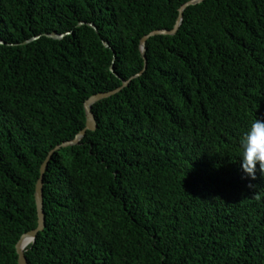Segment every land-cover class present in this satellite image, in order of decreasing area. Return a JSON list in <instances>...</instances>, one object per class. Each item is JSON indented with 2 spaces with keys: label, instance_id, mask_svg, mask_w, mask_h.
<instances>
[{
  "label": "trees",
  "instance_id": "16d2710c",
  "mask_svg": "<svg viewBox=\"0 0 264 264\" xmlns=\"http://www.w3.org/2000/svg\"><path fill=\"white\" fill-rule=\"evenodd\" d=\"M188 1L0 0V264H19L87 100L143 71L142 38ZM146 54L54 153L29 264H264V172L245 175L239 143L264 119V0L192 5Z\"/></svg>",
  "mask_w": 264,
  "mask_h": 264
},
{
  "label": "water",
  "instance_id": "95a60500",
  "mask_svg": "<svg viewBox=\"0 0 264 264\" xmlns=\"http://www.w3.org/2000/svg\"><path fill=\"white\" fill-rule=\"evenodd\" d=\"M204 1L205 0H189L188 2H186L185 4L182 5V7L180 9L178 21L172 29H166V28L156 29V30L151 31L150 33H148L147 35H145L142 38L141 49H142V52H143V55L145 58L144 70L147 68V65H148V58H147V54H146L148 40L151 37L156 36V35H160V34H169V35L176 34L182 25V22L184 19V13H185L186 9L192 5H197V4H200ZM86 23L87 22L83 21L80 23V25H84ZM88 24L93 26L94 28H96L98 30V27L95 23L89 22ZM66 34L67 33L63 34V33L53 32V33H47L45 35L52 37V38H55V39H61V38L65 37ZM39 37L40 36L33 37L30 40L26 41L25 43H29L33 40L38 39ZM0 43H5V41L0 40ZM104 43L107 47L112 48L109 41L104 40ZM112 70L114 73H116L119 76V74L116 72L114 65L112 66ZM144 70L141 71L140 73H138L137 75L133 76L130 79H123V81H124L123 85L114 89V90L106 91V92H99L97 94L92 95L86 102V110H87V117H88L87 126L83 130H81L74 139L67 140V141L63 142L62 144L58 145L50 153L48 159L46 160V162L44 163V165L42 167V175H41V178L37 184V190H36V201H37V206H38L39 223L35 229L25 233L21 237L20 241L17 244V250L19 253V264H29V260H28V257L26 255V250L30 244H32L36 241L39 232L43 231L47 226V216H46V211H45V193H44L45 175H46V172L48 170L49 163L53 158L54 153L61 148L80 144L89 130H92V131L96 130L98 128V120H97L95 112L93 111L94 104H96L97 102H99L105 98L111 97V96L115 95L116 93L120 92L124 87L128 86L130 84V82L135 77L142 75Z\"/></svg>",
  "mask_w": 264,
  "mask_h": 264
},
{
  "label": "clouds",
  "instance_id": "9594fccd",
  "mask_svg": "<svg viewBox=\"0 0 264 264\" xmlns=\"http://www.w3.org/2000/svg\"><path fill=\"white\" fill-rule=\"evenodd\" d=\"M240 167L245 175L256 178L257 165L264 172V119L256 118L240 138ZM249 187H253L249 185Z\"/></svg>",
  "mask_w": 264,
  "mask_h": 264
}]
</instances>
